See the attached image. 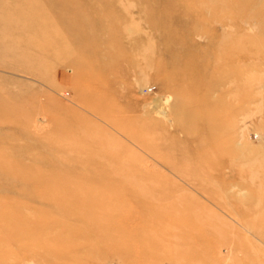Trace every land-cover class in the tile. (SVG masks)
Segmentation results:
<instances>
[{"label":"rangeland","instance_id":"1","mask_svg":"<svg viewBox=\"0 0 264 264\" xmlns=\"http://www.w3.org/2000/svg\"><path fill=\"white\" fill-rule=\"evenodd\" d=\"M74 1L0 34V264H264V0Z\"/></svg>","mask_w":264,"mask_h":264},{"label":"bare ground","instance_id":"2","mask_svg":"<svg viewBox=\"0 0 264 264\" xmlns=\"http://www.w3.org/2000/svg\"><path fill=\"white\" fill-rule=\"evenodd\" d=\"M15 1V5H13V7H5L3 9H0V13H4L5 15H7V19L6 21H3L4 24H0V34H5L8 29H17V30H23L25 31L26 27L25 25L20 24V18H22L23 16H29L30 13V9L26 6L25 0H13ZM71 3H73L74 0H68ZM75 2V1H74ZM0 3H3L2 1H0ZM76 14L80 15L82 18H85V13L83 10H80L79 12H77ZM2 45V44H1ZM0 45V46H1ZM5 45L3 44V47ZM53 44H51L49 46V48H53ZM95 47V45L93 46H86V44H83V49H87V48H93ZM3 50V49H2ZM6 50H3L2 52H5ZM105 59H101V62H103ZM166 116V115H165Z\"/></svg>","mask_w":264,"mask_h":264}]
</instances>
